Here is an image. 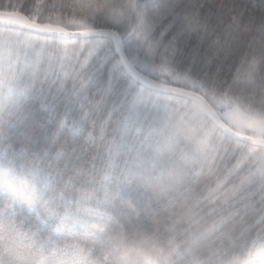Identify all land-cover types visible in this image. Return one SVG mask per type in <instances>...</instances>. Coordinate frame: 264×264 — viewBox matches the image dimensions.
Segmentation results:
<instances>
[{
  "label": "snow or ice",
  "instance_id": "obj_1",
  "mask_svg": "<svg viewBox=\"0 0 264 264\" xmlns=\"http://www.w3.org/2000/svg\"><path fill=\"white\" fill-rule=\"evenodd\" d=\"M0 264H264V0H0Z\"/></svg>",
  "mask_w": 264,
  "mask_h": 264
},
{
  "label": "trees",
  "instance_id": "obj_2",
  "mask_svg": "<svg viewBox=\"0 0 264 264\" xmlns=\"http://www.w3.org/2000/svg\"><path fill=\"white\" fill-rule=\"evenodd\" d=\"M24 2H25V3H29V2H31V0H24Z\"/></svg>",
  "mask_w": 264,
  "mask_h": 264
}]
</instances>
